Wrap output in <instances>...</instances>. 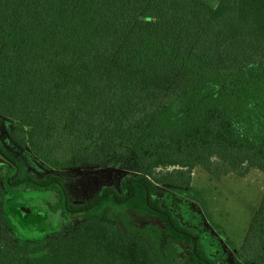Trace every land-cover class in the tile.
<instances>
[{"label": "trees", "instance_id": "16d2710c", "mask_svg": "<svg viewBox=\"0 0 264 264\" xmlns=\"http://www.w3.org/2000/svg\"><path fill=\"white\" fill-rule=\"evenodd\" d=\"M0 115L28 152L0 143L2 185L46 192L50 223L53 210L83 215L72 234L0 243V264H177L180 243L213 264L196 205L184 226L164 198L198 193L197 165L264 173V0H0ZM90 139L128 174L74 203L62 171ZM5 210L12 230L44 234L27 204L10 197ZM230 249L232 264H264V191Z\"/></svg>", "mask_w": 264, "mask_h": 264}, {"label": "rangeland", "instance_id": "374dc122", "mask_svg": "<svg viewBox=\"0 0 264 264\" xmlns=\"http://www.w3.org/2000/svg\"><path fill=\"white\" fill-rule=\"evenodd\" d=\"M205 1L213 6L218 2V0ZM14 125L15 122L12 119L0 115V143L6 149H9L13 156L16 155L20 161L26 162V158L23 156L28 154V152H25L22 146L15 142L16 139L12 138L11 132ZM82 126L80 122H76L73 130L74 133H86V130L84 131ZM89 128L92 130V135L95 136L96 129ZM89 144L92 152L89 155L76 159L77 162H75L71 169L65 172L62 171V173L66 174L64 185L69 200L74 203H82L89 200L103 187L112 186L119 189L121 179L124 178L126 173L128 174L122 168L110 165V158H112V153L114 152H100L98 145L92 139H90ZM29 159H33L35 162L32 156ZM5 163H9V161L0 157V170L1 165ZM40 166L46 170L51 169V165L47 167V163H42ZM32 175L38 177L40 173L39 171L32 172ZM0 184L2 185L1 181ZM191 185L198 193L194 192L192 194L184 190H176V192L168 190L167 196L164 198L166 205L171 208L173 215L178 219L179 223L187 226L183 218L184 211H188L189 215H196L193 208L196 205L198 211L201 212V217L207 222L206 228L209 233L221 236L228 250L232 246H239L243 241L251 217L261 200L264 191V173L257 168L251 167L245 171L244 175L228 173L220 178H216L197 165L192 171ZM38 193H42V191L11 190L9 187L7 188L2 185L0 194V243L9 244L15 242L17 239L37 242L44 239L47 235V237H54L59 233L61 236H66L75 232L77 224L83 218L82 213L76 212L64 215L59 210H53L51 223L46 227L47 216L44 214L46 212L45 207H43L44 204L35 206L43 209L37 216L39 224L46 228L44 234L35 235V233H39V229L36 228L37 226H34V228L18 226L17 230H12L7 225L8 214L5 212L6 199L17 196L31 198ZM198 215L200 214L198 213ZM149 218L150 221H158L155 217ZM145 221L149 220L142 218L140 223ZM195 232L197 233L196 230ZM177 249V264H185L183 263V259L187 258L191 245L180 243L177 245Z\"/></svg>", "mask_w": 264, "mask_h": 264}, {"label": "flooded vegetation", "instance_id": "af4514ba", "mask_svg": "<svg viewBox=\"0 0 264 264\" xmlns=\"http://www.w3.org/2000/svg\"><path fill=\"white\" fill-rule=\"evenodd\" d=\"M28 206L35 211L34 219L39 224L38 216H37L39 214L38 207H35L33 205H28ZM43 207H45L46 213L48 214L47 225H49L50 217H49V213L46 207V203H44ZM206 232H207V235L209 236V241H208L209 245L207 247V254L213 260L212 261L213 264H232V261H231L232 251L231 249L228 250L226 244L223 242L224 239L221 236L211 234L208 231ZM177 263H178V260H177ZM183 263L194 264V262H192L190 258H188V256L187 258L183 259Z\"/></svg>", "mask_w": 264, "mask_h": 264}, {"label": "water", "instance_id": "95a60500", "mask_svg": "<svg viewBox=\"0 0 264 264\" xmlns=\"http://www.w3.org/2000/svg\"><path fill=\"white\" fill-rule=\"evenodd\" d=\"M47 198H48V194L46 192L38 193L31 198L27 196L12 197V199H15L18 202L33 206H37L38 204H44ZM38 210L39 212L43 211V209H39V208ZM44 214L48 218V214L46 212H44Z\"/></svg>", "mask_w": 264, "mask_h": 264}]
</instances>
